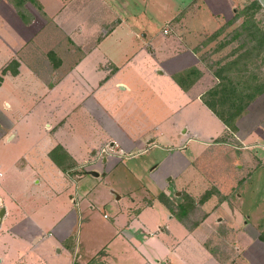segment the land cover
Instances as JSON below:
<instances>
[{
  "label": "crops",
  "instance_id": "1",
  "mask_svg": "<svg viewBox=\"0 0 264 264\" xmlns=\"http://www.w3.org/2000/svg\"><path fill=\"white\" fill-rule=\"evenodd\" d=\"M61 1H54L50 6L47 0H36L35 4L27 1L24 7L28 5L29 8L19 9L13 0H0V22H3L1 26L7 23L5 28L0 27V39L3 44L0 50V212L5 210L3 219L0 220V232L10 230L2 237V242L0 241V264H19V261H26L28 264H52L45 254L38 253L35 260L28 257L41 244H46V253L51 254L60 247L67 253L71 264H94L100 256L107 257L111 254L118 236L93 257H86L82 261L73 240L71 230L76 221L74 206H77V197L72 192H78V183L88 176L98 178L101 175L96 169L86 172L85 166L102 165L104 176H107L122 163L126 165L127 162L130 163L151 152L155 155L152 164L157 168L155 170H158L160 154L185 151L192 144V151H196V163L205 152L215 154V151H212L214 148L224 150L222 155L231 156L227 165L230 164L234 179L230 186L229 182L223 179L210 177L207 168H197L189 160L190 168L188 167V172L187 169L184 171L189 176L184 186L181 185L183 180L180 179L177 180L176 189L167 186L158 192V195L146 194L142 201L135 200L132 203L134 209L130 212L135 215H130L124 225L126 233L123 236L128 237V242L123 237V240H118L131 245V249L140 255L139 260L151 264H173L178 258V253L181 255L182 246L185 244H190V250L186 255L179 256L182 257V260L178 259L182 264H264V227L255 222L253 216L243 214L242 209L231 202V191L236 188V184L245 182L246 177L249 178L258 166L264 164V157H259V154L264 152V125L252 119V116H256L251 110L252 105L260 100L255 99L253 104L248 106L235 123L237 129L231 130L204 102V96L216 88L220 80L215 76L214 70H211L212 66L205 65L194 44L197 41L198 45L199 38L204 35L219 32L223 20H231L232 16H229L227 9L231 7V3L235 5L234 2L203 0L212 14L210 20L214 22L212 26H216L214 30L204 29L201 36L192 32L184 35L180 24L177 29L175 25L170 26L172 29L167 28L166 34L177 33L173 35L177 41L175 44L152 39L153 46H141L133 53L128 50L127 45H120L113 50L111 59L109 56L103 58L104 66L100 65V60L91 61L86 55L85 45L77 39L83 37L81 33L87 30L90 31V37L98 36L102 25H91L88 20L74 24L76 20H83H79L77 16L75 19L69 15H61ZM193 1L197 4L195 7L199 8L198 0ZM218 1L225 5L226 13L223 7H219L220 11H215ZM181 12L167 22H172ZM186 14L181 18L183 22ZM39 19L44 24H39ZM51 22L52 26L58 28L53 29L57 37H68L78 47L83 46L85 55L68 69L65 65L69 64L74 55L66 56L67 60H63L61 65L46 62L42 68H33L27 61L20 60L17 61L19 66L14 75L8 72L5 77H1L3 70H7L14 62L13 59L24 49L21 45L23 40L20 39L18 44L15 38L22 36L20 29L28 31L32 40L39 42V39H35L48 30ZM125 22L128 20L118 18L117 24L106 34L112 32L113 37H131L132 40L141 42L140 30L130 25L125 26ZM74 31L78 33H73ZM3 36H12L13 45ZM83 42L86 43V40ZM39 43L43 45L42 51H51L46 50L42 41ZM52 45L56 50L63 49L57 46L55 41L50 46ZM25 51L27 52V49L24 53ZM144 51L151 53L155 59L153 70L148 65L147 57L142 63L133 64V60L140 58ZM142 64L146 65L145 68ZM88 68L93 69V72L88 71ZM103 68H106V71ZM192 70L199 74L189 73ZM149 75L163 79L159 82L160 91L151 86ZM8 83L10 88H6ZM23 88L28 91V99L35 96L38 101L34 109L26 103L27 98H23ZM33 89L35 91H32ZM166 96H173L176 101L162 112L161 119L151 120L149 101ZM204 114L207 119L200 122L198 117ZM262 116L264 118V110ZM23 140L27 141L26 146L29 147L24 154L20 151L18 154L16 144ZM165 142L169 144L164 145ZM6 145L13 147V150H10L13 151L11 155L5 156ZM58 146L69 156L68 164L71 167L66 170L57 166L50 157V153ZM216 153L218 155V152ZM168 158L172 159L170 155L167 156L161 165ZM146 164L148 162L144 161L133 167H124L133 176H137ZM91 172L99 175L93 176ZM240 172L244 177L237 179V173ZM182 173L174 168L164 169L162 172L165 178L169 175L181 177ZM199 175L203 176L205 183L198 184V180L194 182L197 178L200 179ZM209 178L212 180L210 184L206 182ZM12 182L15 183L14 187L11 186ZM209 191L217 194H213L209 199H214L211 206L208 205L209 200L201 203L202 197ZM17 192L33 193L19 197ZM117 193L121 196L116 202H120L124 192ZM109 195L107 194V197ZM161 196H165V200L167 198L174 211L161 201ZM181 205H185L188 210L185 215L180 214ZM156 208L159 212L154 213ZM198 211L200 216L197 215ZM119 213L121 211L118 212L116 224L119 223ZM144 213L147 214V220L142 221L145 224L141 226L146 238L144 248L149 250L141 252L139 247L135 246L139 242L132 230L140 229L138 225ZM123 230L119 228L117 235ZM166 234L178 242L172 245L170 241L165 242L163 238ZM224 239L232 242L235 247L232 253H236L235 256L229 258L230 254L227 252L228 254L224 253L223 257H220L207 246L210 240L219 243ZM173 253L176 254L175 258L172 257ZM127 257V253L119 255V261L116 263L120 264ZM52 258L58 260L53 264H68L62 255H52Z\"/></svg>",
  "mask_w": 264,
  "mask_h": 264
},
{
  "label": "rangeland",
  "instance_id": "2",
  "mask_svg": "<svg viewBox=\"0 0 264 264\" xmlns=\"http://www.w3.org/2000/svg\"><path fill=\"white\" fill-rule=\"evenodd\" d=\"M54 1L59 2L60 0H47V3H50V6ZM231 1H233L235 5L230 2L231 7H228L227 10L229 16H232L231 20H233L237 12L244 10V8L250 6L255 0ZM61 2L63 4V7L60 8L63 9L61 15H69L71 17H74L75 19L77 16L79 20H83L80 22H76L78 21L76 20L74 21V24L84 23L86 20H88L91 25H102L101 33L98 36L90 37V31L87 30L81 33L83 37L77 39L78 42L81 41V44L85 45L86 55L89 57V59L91 61L100 60V65L104 66L105 62L102 61L103 58L109 56V58L111 59V56H113V50H116V48L120 45H127L128 50L133 53L141 46H153L154 44L152 43V39H155L156 41H165L171 42V44H175L177 41L174 40L173 35L177 33L172 32L169 35L166 34V29L170 28V26L173 27L175 25V29H177L179 28L180 24V30L182 29V32H185L184 35H188L192 32V34L200 36L202 34V30L207 29L208 31H211V28L214 30V28L216 27L215 25L212 26V23H214L210 20L212 14L209 11L210 9L207 7V5L204 4L203 0H198L199 8L195 7V5L197 6V4L193 0H62ZM27 7L29 8L28 5H26L25 7L23 6L21 8L25 9ZM219 7H223V10L225 11L224 13H226L227 10H225V5H223L221 1H218V4L215 6V11H220ZM52 11L53 13H56L54 12V10ZM181 11L187 13L184 18V22L181 18L185 15V13ZM71 12L75 14L71 15ZM179 12L181 13L172 22H167L174 16H176ZM118 18L128 20V22H125V26L130 25L140 30L141 42H138L137 40H132L131 37H113L112 32L108 35L106 34L111 31V29H113V25L115 26L117 24ZM255 18L260 27L264 30L263 8L259 11V13H257ZM231 20H223L220 29H218L219 32L215 34L213 33L214 35H204L202 36V38H199L198 45L197 41L194 43L197 46L195 50L197 49L200 52V58L203 60L205 65L212 66L211 70H214V72L222 68L223 66H226L227 64H230L235 60H238V63L230 68L231 71L229 75H234L236 77V80L238 81L240 87H244V83H246L247 85L252 86V89L255 90V85L261 86L258 84L264 83V50L260 52V56L258 55V51L249 52V49L254 46V44L248 43L244 45L245 47L243 46L245 39H247V35L249 33V31L248 33H242L243 30L241 29V25L244 22L243 17H240V19L233 21V23H231ZM38 21H40V19ZM10 23L12 25L13 21H11ZM2 24L3 22H0V27L5 28L7 26V23L4 26H1ZM39 24H44V22L40 21ZM50 24L51 25L49 28H47V31L42 32L41 35L37 37V39H34H39L40 41H42L45 45L46 50L51 51H49L48 53L42 51L43 45H40V41H33L31 38L32 36H30L28 31H25L24 29L21 30L19 28L20 32H23L22 36L14 37L18 40V44H20V39L23 40V43L21 42V45H23L22 47L24 49L21 50L13 60H21L24 62L27 61L31 66H33V68H36V66L38 68H42L45 67L46 62H50L54 65H57L59 63V65H61L63 60H67L66 56L69 57L70 55H74L70 59L69 64L65 65L67 67L66 69H68V67L71 68V66L77 60H79L81 57H83V55H85L83 53V46L78 47V45L68 37H62L60 35L57 37V34H55L53 29L58 28L52 26L53 22H51ZM172 27L170 29H172ZM73 33L78 32L74 31ZM236 33H242V36L238 39H233ZM3 38L11 45H13L14 39L12 36H3ZM184 39L186 38L184 37ZM83 40H86V43L83 42ZM101 40H103L102 43H100ZM48 41H50L51 44H54L55 41V44H57V46H60L63 49L56 50V47H54V45L50 46L51 44ZM96 45L97 47H95ZM172 47L171 49H174ZM2 48L3 44L0 39V50ZM25 49H27V52L25 51L24 53ZM66 51L68 53H66ZM89 53H91V56L89 55ZM5 54L7 55L6 52ZM0 57H2L1 54ZM5 57L3 59H5ZM33 57H35V59H33ZM146 57L149 59L148 65L153 70L154 68L152 67V65H154L153 61L155 59L151 55V53L149 54L145 51L141 53L140 58L136 57L133 60V64L136 65L138 63H142V61L146 59ZM39 62L41 64H39ZM142 66H144L145 68L146 65L142 64ZM229 66H231V64ZM245 67L248 68L247 73L243 72V69ZM15 70L16 69L13 65L12 67H7L6 71L3 70L1 77H5L7 75L6 73L8 72H11L14 75ZM103 70L106 71V68H103ZM88 71L93 72V69H89ZM247 79L249 80V82L246 81ZM149 80L151 86H154L153 88L155 90L160 91L159 82H161V80L163 79L155 75H149ZM6 88H10L9 83L6 84ZM25 89L26 88L22 89L23 92H21V94L24 99L27 98L26 103H28V106L31 107V109H34L38 101L35 99V96L28 99L29 97H27L26 94L28 91H26ZM32 91L35 90L33 89ZM151 91H153L152 88ZM158 95L160 94L158 93ZM258 98L260 100L258 102L260 105L258 103H255L254 105H252L251 108V110L255 113L256 116V119L254 118V116H252V119L255 122H259L264 125V118L262 116V112L264 110V92L257 96L256 99ZM6 99L10 100L9 98ZM174 101L176 100H174L173 96H171L170 98H167V96L165 98L157 97L156 100L149 101L148 108L151 114V120L156 118L161 119L162 112L167 110L168 107L172 106V104H174ZM198 119L200 122L205 121L207 119V115H199ZM247 125H249V122ZM26 142L27 141L23 140V142L16 144L15 149L18 154L19 151L24 154L25 151L28 149L29 146H26ZM168 144L169 142H165L164 145ZM192 145H189L188 150L185 151H175L173 153L164 152L160 154V158L158 160V170H155L157 168H154V165L152 164V158L155 155H152L151 152L148 155L134 159L130 163L127 162L126 165L125 163H122L115 171L109 173L107 176H104L105 171L102 165L92 166L89 164L85 166L86 172H90L92 171V169H96L101 175L98 178L88 176L87 179L82 180L78 183V192H72V194L75 193L74 196L77 197V206H74V209L76 211V221L71 231H73V240L75 242L77 254L81 256V261L86 257H93L101 248L113 241V239L118 236L117 241L113 244V248L111 249V254H108L107 257L100 256L94 264H119L116 263V261H119L117 260V258L119 257V255H123L124 253H127V256L130 257L129 259L127 257L120 264H151V262L149 263L147 261L139 260L138 258L140 255H138L135 250L131 249V245L123 243L124 241L122 242L118 239H122L123 237L125 241L128 240V237L123 236L125 235L124 233H126L124 225L129 220L130 215H135L130 212L131 209H134L132 203L135 200L137 202L142 201L144 197H146V194L149 196H153L155 194L158 195V192L163 191L164 188L166 189L167 186L174 190V187L176 189V187L178 186L177 180L180 179L183 180L181 182V185L184 186L189 176L188 173H185V170L187 169L188 172V169L190 168L188 163L189 160L191 163H193L194 166H197V168H207L208 175L210 177L223 179L229 182L230 186L232 179H234V176L231 173L230 164L227 165L231 156L222 155V153L225 152L224 150L214 148L212 149V151H215V154H212L210 151L205 152L206 154L200 155L201 158L196 163V151H192ZM4 150L5 156L7 154L11 155L13 153V151H10L13 150V147L10 145L4 146ZM216 152H218V155ZM169 155L170 157H172V159H166L165 163L161 165L162 161ZM259 157L263 158L264 152H261L259 154ZM212 159H214V161H212ZM144 161H147L148 164H146L144 168L139 171V174L137 176H133L128 171V169L124 167V165L127 167H133L136 166V164H138L139 162ZM205 164L206 166H204ZM231 164L233 163L231 162ZM172 168H174V170L182 171L183 173L181 177L177 175H169L165 178L162 174L163 170H171ZM92 173L93 172H91V174ZM241 173L242 172H240L239 174L237 173V179H241L244 177V175ZM251 174L252 175L249 178L246 177L245 182L241 183L240 185L236 184V188L231 191V202L240 209H242L243 214H245L246 216H253L254 221L258 222L264 227V164L258 166L257 170H255ZM199 177L200 179L197 178L196 180H194V182H197L198 180V184L205 183L203 176L199 175ZM206 182L210 184L212 180H210L209 178ZM14 185L15 183L12 182L11 186L14 187ZM206 188H208V186ZM111 192H116V194L113 195L111 194ZM117 192H124V195L122 196L123 198L120 202H116V200L121 196V194ZM17 193L20 194L19 197H23L26 196L28 193L32 194L33 192ZM215 193L216 192H212V195H217ZM107 194L110 195L107 197ZM171 194L174 195L173 192H171ZM212 195L209 197V199H211ZM240 196H242V198H240ZM213 201L214 199L212 201L209 200L208 205L211 206L213 204ZM155 210L156 211H153L154 213L159 212L158 208H156ZM119 211H121V213H119V223L116 224L115 222L118 219L117 215ZM197 215H201L200 211H198ZM146 218L147 214L144 213L141 219V223H139L138 225L141 230H132L133 235L137 237V241L139 242V244L135 246L139 247L141 252L149 250L147 248H144L146 238L142 232L143 228L141 226V224H145V222L142 221L147 220ZM119 228L124 230L121 231L120 235H117V231ZM8 231L10 230L5 229L0 232L1 242L2 237L5 234L7 235ZM163 239L165 242L170 241L171 245L175 242H178L177 239L174 240L173 237L168 236V234H166L165 238ZM228 241L229 239H224L223 242L220 241L219 243H217L212 242L210 240L207 246L209 249H212L214 253L219 254L220 257H223L224 253L226 255L228 254L227 252H229V258H231L235 256L234 254H236L232 253L234 252L235 247L233 246L232 242H230V244ZM0 246H2V244H0ZM46 247V244H41L37 248V250L32 251V255H29L28 257H32L35 260L36 257H38V253L45 254L48 261L53 264V262L55 263L58 260L52 258V255H62L63 259L65 260V263L71 264L70 259L67 258V253L64 252L60 247H57L55 249V252L52 254L46 253L48 252L46 250ZM182 247L183 248L180 252L181 255L178 253V258L173 264H182L180 260H178H182V257L179 256H182L184 254L186 255V253H189L190 244H185ZM24 251L25 248H23L22 252ZM11 255L14 256L12 253ZM175 256L176 254L173 253L172 257L175 258ZM18 263L20 264L21 262L19 261ZM21 264H28V262L23 261Z\"/></svg>",
  "mask_w": 264,
  "mask_h": 264
},
{
  "label": "trees",
  "instance_id": "3",
  "mask_svg": "<svg viewBox=\"0 0 264 264\" xmlns=\"http://www.w3.org/2000/svg\"><path fill=\"white\" fill-rule=\"evenodd\" d=\"M13 1L15 2V5L19 9L23 7L27 1H31L34 4L36 3V0H13ZM261 9H262L261 5L257 0H255L250 6L244 8V10H241L240 12H237L235 18L231 20L232 21L231 23H233V21H236L240 19V17H243L244 22L241 25V29L243 30L242 33H248L249 31L247 35L248 37L247 39H245L243 46L248 43L254 44V46H252L249 49V52L258 51L259 56H260V52L264 50V30L260 27V25L256 21L255 16L257 15V13H259ZM242 33H236L233 39L240 38L242 36ZM237 63L238 60H235L232 63H230L231 66H229L230 64H227L228 66L226 65L216 70L214 74L220 80V83L216 88H214L204 96L205 104L227 126H229L231 130L237 129L235 125L237 119L243 113H245L248 106L257 98V96H259L264 92V83L258 84L261 86L255 85L256 87L255 90L252 89V86L247 85L246 83H244V87L239 86L236 77L234 75H229L231 71L230 68ZM12 65L14 66L15 69H17V67L19 66L17 61L12 62L9 65V67H12ZM243 72L247 73L248 68L245 67L243 69ZM189 73L194 75L199 74V72H197L196 70L189 71ZM177 81L184 89H186L184 84L179 79H177ZM246 81L249 82L248 79ZM50 157L55 162V164L63 170H66L67 168L71 167L70 164H68L69 156L61 146L56 147L50 153ZM211 195L212 192L205 194L201 199V203L207 201ZM160 199L169 207L171 211H174V209L168 202L167 198L165 200V196H161ZM187 206L189 207L190 203ZM179 209L181 215H185V213L188 212L185 205L179 206Z\"/></svg>",
  "mask_w": 264,
  "mask_h": 264
},
{
  "label": "water",
  "instance_id": "4",
  "mask_svg": "<svg viewBox=\"0 0 264 264\" xmlns=\"http://www.w3.org/2000/svg\"><path fill=\"white\" fill-rule=\"evenodd\" d=\"M259 2V4L261 5V7L264 9V0H257ZM93 175L97 176L98 174L96 173H93ZM4 212L5 210L2 209L1 212H0V220L3 219V216H4Z\"/></svg>",
  "mask_w": 264,
  "mask_h": 264
}]
</instances>
